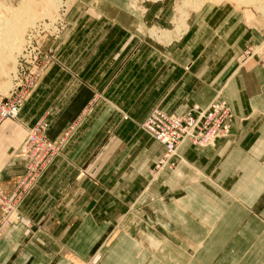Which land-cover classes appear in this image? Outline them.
Returning <instances> with one entry per match:
<instances>
[{"label":"crops","instance_id":"obj_1","mask_svg":"<svg viewBox=\"0 0 264 264\" xmlns=\"http://www.w3.org/2000/svg\"><path fill=\"white\" fill-rule=\"evenodd\" d=\"M139 10L130 0L77 7L75 30L57 44L63 67L45 73L17 120L0 119L8 194L23 167L25 123L49 110L52 139L90 111L24 199L29 221L0 236V264H264V69L234 68L216 81L259 32L226 4H202L171 49L137 50L149 42L141 24L164 20L157 3ZM219 91L229 134L181 143L175 166L148 178L163 149L139 126L149 108L204 107ZM97 93L109 103L92 109Z\"/></svg>","mask_w":264,"mask_h":264},{"label":"rangeland","instance_id":"obj_2","mask_svg":"<svg viewBox=\"0 0 264 264\" xmlns=\"http://www.w3.org/2000/svg\"><path fill=\"white\" fill-rule=\"evenodd\" d=\"M108 1H111L113 4H116L117 2V0H108ZM118 1L123 2L124 0H118ZM187 1L188 2L190 1L191 4L190 7H187L184 4ZM45 2L46 0H0V17H1L0 22H3V20L11 21L14 23L19 22L15 20V18L13 17L14 11L16 9L24 10V7H26L27 3L30 4L29 6L31 7L30 13L35 16L34 18L35 20L33 21V23L29 24V26H27L24 30H22L20 34L21 36L18 41L22 39L23 42L21 41L22 42L21 45L18 43L19 45L17 46V48L19 47L18 48L19 51L17 49L14 51L11 48L7 49L5 47H3L4 49L0 50L1 51L0 52V60H1L0 61V98L4 99L10 93L11 91L10 89L16 88L17 92H19L21 108L24 106L23 104L25 103V101L33 93L34 88L39 82V80L45 75V73H47L50 70V68L63 67L59 58L60 49L57 44L59 41L65 39L66 36H70L72 32L75 30L74 26L77 24V21L74 18H72L73 13H75L74 10L79 6H81V8L83 6L89 8L94 6L95 4L97 5L102 4L103 0H82V2L80 0H58V4L53 9H49V10L44 8ZM262 2H264V0H130V3L133 4V6L136 9L139 10L141 8L142 9L141 12L144 13L146 12L145 4L154 5L155 3H157L158 7H162L161 12L164 18V20L162 21L153 20L150 21L148 24L145 25L141 24V27L138 28V34L142 32L143 35L147 37L149 42L148 43L141 42L140 43L141 45H137L138 47L137 50H141V49L154 50L158 48L157 47L158 45H160V47L163 46L162 48L171 49L172 43L174 42L175 39H172L169 36L166 38L161 37L164 39L157 38L155 35H153V33L155 32L160 34L161 32V34H163V32L167 33V31L169 34H172V32L174 33L175 31L174 27L178 22V20H180L181 17L183 16L182 13L186 12V15L188 16L189 19V15H188L189 12L198 9L202 4H212L214 6L216 4L217 5L226 4L230 8L237 10L242 22H244V26L247 29L254 28L259 32L258 34L259 40L254 43L253 42L248 43L242 50L237 52L233 61L229 62L228 65L225 64L224 68L226 70L225 71L221 70L222 72L220 71L219 73L217 72L218 75L216 81L217 82H219V80L221 81L219 75L220 76L221 75L224 76L225 74L228 75L229 72L232 71V69L234 70V68L240 70V69H249L255 66L258 67L260 66L264 69V4ZM256 3H258L260 7H263V9L258 7L259 5L258 4L256 5ZM151 13H155V12H151ZM10 16L12 17V19ZM187 16L185 22H187ZM38 20H40L41 23H43V28H45V31L35 39L34 44L36 45L37 50L34 49V52L36 51L34 57L31 55L32 54L31 53L30 54L31 57L29 58L33 60V63L31 61L28 63H24L21 61V63L18 66L17 58L20 55L21 49L24 45L23 43L26 40L25 35L28 32V30H30L32 27L37 25L36 22ZM14 27L16 28L15 25ZM2 35L3 34L0 35V40L3 41L7 36L4 35L2 37ZM172 37L177 38V36H172ZM8 39L9 37L7 38V40ZM188 49H189V45L183 48V50H185L186 52ZM8 56L15 57L16 63L14 66L11 59L8 58ZM181 61H183L182 65L184 66L186 63V58L183 57ZM102 95L97 93L92 97L91 103L93 104L91 108L97 104L96 102L98 100L103 102L105 105H108L109 102H107ZM215 96H217L218 98L221 97L222 99H225V96L221 91L217 92ZM225 101L226 103H228L227 99H225ZM193 106H198V104L193 103L189 105L188 108L174 113L186 112L189 110V108ZM228 106L230 108L229 103ZM184 107L186 106L184 105L181 109H183ZM21 108L19 112L21 111ZM155 109H161L163 111V109L159 105L158 106L155 105L149 108V112ZM88 111L89 109L83 110L80 116L76 120L68 122L67 125L58 134V136L52 139L49 137V135H47L50 124L52 123V116H53V113H51L49 110H45L44 112H42L36 119L33 120V122L25 123L26 134L31 130H35V132L38 133L40 136H42V139L47 143L46 147H42L41 143L37 142L38 145L37 153H41L42 156L48 158V162L46 163L45 168L41 170L40 172L41 174L39 175V177L43 174V172L53 161V159L57 157H61L64 153H66L67 150H65V148L68 144V141L75 135V132L78 130V127H80L82 121L84 120L83 116L84 115L87 116L88 113L90 112ZM117 112L119 113L117 115L122 117L123 114L121 113V111L117 110ZM18 114L15 118L12 119L17 120ZM230 114H231V109H230ZM231 119H232V114L230 121ZM230 121H229V125H230ZM162 152L163 149L160 155L162 154ZM22 153H23V164H22L23 167L20 173V177L22 176V173L25 170V162L27 159V156L24 155L23 151ZM160 155L153 161V165L149 169L150 175L148 178H152L153 176H154L153 178H157L160 172L163 169L167 168V167L162 168V170H160V172L157 175H154L151 172V168L156 163L155 161L158 158H160ZM176 162L177 161L175 160V164ZM38 179L35 185L33 186V188L30 189L24 195V199L37 186ZM24 199L20 202V205L18 207L19 216L17 217V220L10 222L9 225L19 222L20 220L28 219L27 221H29V218L25 217V215H23V212H21L20 210L24 202ZM9 225L6 227V229L9 227ZM2 235L3 233L0 236Z\"/></svg>","mask_w":264,"mask_h":264},{"label":"built area","instance_id":"obj_3","mask_svg":"<svg viewBox=\"0 0 264 264\" xmlns=\"http://www.w3.org/2000/svg\"><path fill=\"white\" fill-rule=\"evenodd\" d=\"M36 24L25 35L26 40L17 58L18 66L21 61L33 63V60L29 58L31 55L34 57L36 53L34 52L35 39L45 31L40 20ZM10 90L4 99L0 98V119L15 118L21 108L19 92L16 88ZM230 118L228 103L217 96L212 98L206 106H193L186 112L173 114L161 109L148 112L139 126L163 147V152L155 161L151 172L157 175L164 167L172 168L178 157L179 145L183 142L205 146L213 143L217 138L228 135ZM25 136L21 147V151L27 156L25 170L10 193L6 194L0 190V235L4 233L10 222L17 220L20 202L24 199V195L33 188L41 170L48 162L47 157L37 153V142H40L42 147L47 146L42 136L35 130L29 131Z\"/></svg>","mask_w":264,"mask_h":264},{"label":"bare ground","instance_id":"obj_4","mask_svg":"<svg viewBox=\"0 0 264 264\" xmlns=\"http://www.w3.org/2000/svg\"><path fill=\"white\" fill-rule=\"evenodd\" d=\"M249 2V1H248ZM264 4V2H262ZM58 4V0H46L45 2V9L49 10V9H53L56 5ZM187 7H190V1L188 2H185L184 3ZM258 3H256L257 5ZM30 4L27 3L26 7H24V10H19V9H16L14 11V14H13V17L15 18V20L19 21V22H11V21H7V20H3V22H0V35H2V37L4 35H6L7 37L2 41L0 40V50L4 49L3 47L5 48H11L13 49L14 51L18 48L17 46L23 42L22 39L20 41L19 38H20V34L22 32V30H24L27 26H29V24L33 23V21L35 20V16L32 15L30 13V9L31 7L29 6ZM259 5V4H258ZM260 7V5L258 6ZM257 8V7H256ZM261 9H263V7H260ZM10 14V13H9ZM182 17L180 20H178V22L176 23L175 27H174V33L172 32V34H169L168 31L167 33L163 32V34H160L159 33H153V35H155L157 38H161V37H170L172 38V36H179L183 31L186 30L187 28V24L185 22V19H186V12H183L182 13ZM11 17V16H10ZM13 18V19H14ZM1 19V17H0ZM5 19V18H4ZM12 19V17H11ZM2 21V20H1ZM13 21V20H12ZM14 25L16 26V28L14 27ZM14 28H15V31H14ZM167 34V35H166ZM171 35V36H170ZM9 37V39L7 40V38ZM164 38H161V39H164ZM169 38V39H170ZM17 40V41H15ZM22 41V42H21ZM19 43V44H18ZM21 48V47H20ZM4 51V50H3ZM19 51V50H18ZM1 52V51H0ZM6 53V52H5ZM19 53V52H18ZM9 55V54H7ZM12 55V54H11ZM3 56H6V55H3ZM8 58L11 59L12 63H13V66L15 65L16 61H15V57H11V56H8ZM9 59V60H10ZM1 61V60H0ZM14 70V69H13ZM2 71V70H1ZM7 72V70H6ZM184 144V143H183ZM214 144V143H213ZM180 160V159H179ZM178 160V161H179ZM164 170V169H163ZM173 173V172H172ZM163 175V174H162ZM154 177V176H153ZM152 177V178H153Z\"/></svg>","mask_w":264,"mask_h":264}]
</instances>
